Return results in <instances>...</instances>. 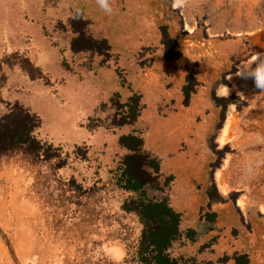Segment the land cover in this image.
Wrapping results in <instances>:
<instances>
[{
    "label": "rangeland",
    "instance_id": "rangeland-1",
    "mask_svg": "<svg viewBox=\"0 0 264 264\" xmlns=\"http://www.w3.org/2000/svg\"><path fill=\"white\" fill-rule=\"evenodd\" d=\"M161 25L179 39L172 59ZM213 94L238 116L215 168ZM127 166L181 214L173 257L233 263L240 219L264 211V0H0V264H138Z\"/></svg>",
    "mask_w": 264,
    "mask_h": 264
},
{
    "label": "trees",
    "instance_id": "trees-1",
    "mask_svg": "<svg viewBox=\"0 0 264 264\" xmlns=\"http://www.w3.org/2000/svg\"><path fill=\"white\" fill-rule=\"evenodd\" d=\"M163 54L166 58L172 59L176 57L179 48V39L172 35L168 25H161L159 27ZM93 43L104 44L108 46L106 40H91ZM110 47H107L109 50ZM197 80L192 74L186 76V82L182 87L183 103L188 105L192 94L196 92ZM130 99L134 102L135 106H139V98ZM213 102L215 108L220 109L219 128H222V121L225 120L226 109L228 105L235 103L234 97H220L213 94ZM125 123V122H123ZM138 142L139 138H135ZM136 142V141H135ZM136 143L133 145V153H136L138 149H134ZM140 149V148H139ZM227 147L218 150L215 145L213 147L214 153L217 155V160L211 163L212 167H217L220 164ZM120 187L125 190L134 192L139 199L138 206H133L130 210L136 211L139 215L144 228L140 234V243L138 250V264H183L180 260L173 257L169 250L172 244L180 237V223L181 214L175 211L166 201H154L146 197V191L143 188V184L135 178L132 166H127L126 170L118 177L117 180ZM217 188L216 184L211 180V188L208 190L207 196L212 203L215 199ZM232 197V195H231ZM235 200V196L233 197ZM209 203V204H210ZM205 221L208 224L215 222L217 218L216 212H206L204 214ZM228 260H233L234 264H250V255L248 253H234L232 256H227L222 259V262L226 263Z\"/></svg>",
    "mask_w": 264,
    "mask_h": 264
},
{
    "label": "crops",
    "instance_id": "crops-1",
    "mask_svg": "<svg viewBox=\"0 0 264 264\" xmlns=\"http://www.w3.org/2000/svg\"><path fill=\"white\" fill-rule=\"evenodd\" d=\"M211 180L212 179L209 175L207 182H211ZM233 210L234 213H236V216L242 213V210H240V205L235 206ZM250 218L254 221L253 227L251 226V221H247V219L244 221L243 218L240 219L242 228H237V232L243 236L241 239L244 244L242 249L235 251L238 253H248L250 255V264H264V212L259 210L258 213H256L254 216H251ZM232 264H234V261Z\"/></svg>",
    "mask_w": 264,
    "mask_h": 264
},
{
    "label": "bare ground",
    "instance_id": "bare-ground-1",
    "mask_svg": "<svg viewBox=\"0 0 264 264\" xmlns=\"http://www.w3.org/2000/svg\"><path fill=\"white\" fill-rule=\"evenodd\" d=\"M232 84H233V82H232ZM234 86L235 87L237 86L236 82H234ZM221 91L224 93L225 91H227V87L226 86H224V87L222 86L221 87ZM237 119H238V116H237L236 107L234 105H230L228 116L225 119V121L223 122L224 123L223 127L220 130V133L218 135V143L221 146L227 144L228 142H230L232 140V137L234 136V133L232 131H233V129L235 128V126L237 124L236 123ZM221 173H222L221 170H217V172H216V181L218 183L219 188H221L222 190L227 192L228 186L223 182V178H222V174ZM239 205L243 209H246V205H247L246 200L244 198H241L239 200ZM260 210H262V209H260Z\"/></svg>",
    "mask_w": 264,
    "mask_h": 264
}]
</instances>
